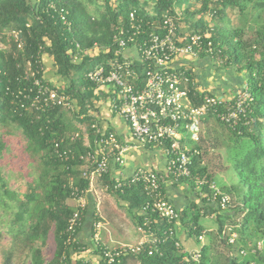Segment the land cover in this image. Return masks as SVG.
I'll return each mask as SVG.
<instances>
[{"label":"trees","instance_id":"obj_1","mask_svg":"<svg viewBox=\"0 0 264 264\" xmlns=\"http://www.w3.org/2000/svg\"><path fill=\"white\" fill-rule=\"evenodd\" d=\"M178 1L149 0L152 12L148 14L147 0H101L96 7L98 15L94 16L87 7L95 4V0H0V129L13 126L20 130L26 140L25 151L32 159H39L36 175L31 176L23 194L12 191L0 171V210L4 212L0 216V242L5 236L10 241L1 264H12L13 249L19 245L28 250L30 264H92L81 257L89 248L97 257V264H106L103 253L108 248L105 245H94L91 240L87 244L79 239L84 226L90 237L93 235V223L98 221L93 215L94 208H85L82 224L74 237L70 238L66 232L68 221L76 211L72 192L88 190L89 181L82 177L84 163L61 161L55 155V144H59L60 149L71 148L77 157L92 150L91 126L95 123L93 113L98 111V98L94 86L84 80V74L111 57L113 29L118 24H126L131 11L155 24L165 14L175 16L179 30L183 25L185 33L207 35L203 42L212 43L225 67L238 75L243 71L246 73V90L252 102L246 121L236 130L223 126L233 143L226 148L231 151L238 177L237 183L219 189L232 200L229 210H222L220 206L214 208L205 199L198 203L194 200L198 197L194 191V178L215 182L214 174H209L207 165L202 162L201 139L191 148L198 152L191 156L192 178L174 185L188 187L192 194L190 202L179 210L177 220L171 224L145 208L149 199L139 184L122 193L112 190L109 177L100 180L103 187L110 186L107 192L117 202L127 205L136 227L146 222L144 228H149L159 238L168 228L174 234L160 247L161 255L148 256L150 245H147L140 254L122 256L113 264H126L129 259L139 264H192L193 251L200 254L199 264H264L260 252L251 253L252 248L264 240V0H181L183 9ZM252 2L254 11L249 15L250 22L231 26L229 13L237 10L239 16L244 17L247 5ZM176 13L181 14L179 18ZM61 16L69 26L63 24ZM13 29L21 31V48L9 36ZM94 44L99 47L98 54L86 55ZM104 49L109 51L104 54ZM43 56L50 59L54 73L64 82L54 87L76 102L77 112L58 107L36 112L19 95L33 85L28 64L36 67L37 63H42ZM200 56L205 57L204 53ZM138 72L140 74L142 70L138 69ZM36 77L53 86L44 78V69ZM203 95L192 98L193 105H200ZM66 113L82 118L88 131L89 147L84 146L83 137L79 136L74 142L70 140L77 129L63 121ZM5 150L3 132L0 131V162ZM201 190L208 194V185H203ZM164 198L169 200L166 195ZM69 201L75 206L69 205ZM212 217L216 225L214 233L200 224L203 219ZM178 223L186 237H192L200 245L198 249L188 251L175 247V242H179L176 236ZM51 226L55 250L51 260L46 262L42 249ZM225 226L235 227L233 232L237 239L233 245L227 243L229 233L224 230ZM203 230L204 244L198 240ZM240 250H246L247 255L240 256Z\"/></svg>","mask_w":264,"mask_h":264},{"label":"built area","instance_id":"obj_2","mask_svg":"<svg viewBox=\"0 0 264 264\" xmlns=\"http://www.w3.org/2000/svg\"><path fill=\"white\" fill-rule=\"evenodd\" d=\"M176 2L178 0H172ZM151 7V6H150ZM180 13H176L179 18ZM127 23L114 27L112 35L113 53L105 62L95 64L84 74V80L95 88V92L102 91L108 96L110 110L126 124L129 136L137 147L163 148L165 166L163 171H154L136 168L131 174H124V154L126 147L121 146L115 133L93 124L92 150L78 157L74 151L60 149L55 144V155L61 161L79 160L84 163L82 177L89 181V189L86 191L73 190L72 195L76 201V211L70 217L66 232L69 237L77 234V229L82 224V214L86 208V194L91 191L93 182L109 177L112 182V190L123 193L124 189L139 184L145 197L149 199L146 209L156 214L160 219L171 224L178 218L179 209L164 198L165 187L177 184L180 180L192 178V155L198 154L196 150L189 148L181 142V132L193 145L200 139L202 121L209 116L227 129L234 131L246 121L252 102L246 85L235 92L231 98H220L212 94H204L200 105L195 106L192 98L203 94L197 89L194 73L188 63L201 58V53L216 65H223L218 56L219 51L214 52L211 42L204 43L208 36L198 33H181L176 24V17L162 16L160 22L155 24L137 17L135 11L128 14ZM63 24H70L61 16ZM21 31L13 29L9 36L22 47ZM77 48H79L77 46ZM98 45L86 51L88 56H96L99 52ZM109 50L104 49L106 54ZM216 54V55H215ZM29 75L33 78L30 89L19 93L24 100L29 102V108L34 111H44L50 108H61L65 111L79 110L74 105V100L61 93L56 87L45 84L36 75L43 70L42 63L36 67L30 66ZM33 68V69H32ZM138 69L142 72L139 74ZM198 94V95H197ZM79 137L75 134L70 140L74 142ZM84 146L89 147L88 144ZM111 165L117 167L116 175L112 176ZM196 202L205 199L206 203L222 210L232 208V200L228 195L220 191L215 183L203 179L194 178ZM208 185L209 193L202 192L201 187ZM107 192L110 186L104 187ZM167 196V195H166ZM142 215V213H141ZM101 223H93V235L91 241L94 245L100 243L99 229ZM136 227L142 239L135 245H119L112 249H106L103 257L106 264H113L116 259L129 254L138 255L145 246L150 245L147 255L160 253V247L171 240L173 230L168 228L161 237L148 228ZM233 226H225L229 233L227 243L233 245L237 234L233 232ZM205 230L198 237L203 241ZM174 238V237H173ZM175 247H180L175 242ZM255 251L263 255L264 240L258 242L251 253ZM239 255L245 257L246 250H240ZM200 254L193 251L192 264H199ZM253 264V263H251Z\"/></svg>","mask_w":264,"mask_h":264},{"label":"rangeland","instance_id":"obj_3","mask_svg":"<svg viewBox=\"0 0 264 264\" xmlns=\"http://www.w3.org/2000/svg\"><path fill=\"white\" fill-rule=\"evenodd\" d=\"M95 4L89 5L87 10L90 11L94 16L98 15V10L96 7L100 4L101 0H95ZM181 1V0H179ZM178 1V4L183 9V4ZM257 0H254V2ZM147 0L145 3L148 8L146 11L151 14L152 10L150 7V2ZM249 3L247 5V14L243 16H239L238 11L234 10L229 13V21L231 22V26H239L240 24L249 23L251 18L249 15L253 13L254 6L253 3ZM238 17V18H237ZM264 18V15H263ZM180 32L183 34L186 31V28H183V25H180ZM247 32V31H246ZM187 33V32H186ZM192 33V32H188ZM42 65L44 69V78L49 81V83L53 86H57L59 84H64V82L54 73V67L50 61V59L46 56H43ZM222 70H225L227 67L223 65H219ZM234 72H232L233 74ZM239 81L236 83V88H242L246 85L247 76L243 71L239 76ZM242 79V80H241ZM74 105L77 106L74 101ZM97 110V109H96ZM76 109H74L75 113ZM96 113V112H94ZM209 118V121L204 120ZM201 124V149H202V162L207 165L208 173L214 174V183L216 187L220 190L231 186L237 183L238 177L233 161V156L230 150H227V145H232L230 142V134L226 130L223 125H220L214 118H210L207 116ZM63 121L65 123H70L76 127V131L74 133L78 134L80 137H83L84 141L88 140V131L86 124L82 121V118H74L73 113H66L63 117ZM0 131L3 132V140L6 144V150L3 154L2 161L0 162V171L2 176L6 180L9 188L12 191H18L20 194L26 192V184L30 181L31 176L35 177L36 168L38 165V157L32 159L28 152L25 151L26 140L21 133L20 130L13 128V126H9L6 129ZM185 142L191 144V141L188 137H184ZM205 165V166H206ZM186 187H183L185 189ZM86 199V207L89 209L94 208V217L100 221L101 226L99 229V239L100 243L105 245V247L112 249L119 245L136 244L139 238V233L134 227L133 221L130 217L129 210L126 206H119L117 203V199H115L112 195L106 192L103 188V185L100 181L93 182V187L91 191L85 196ZM177 201V199H174ZM69 205L72 207L75 206L73 201H69ZM98 205V207H97ZM4 213L0 210V216ZM7 216V214H5ZM239 219V218H238ZM103 222V223H102ZM105 223V224H104ZM85 223L84 225H86ZM201 225L205 230H213V233L216 230V225L214 223V217L205 218L201 221ZM83 225V226H84ZM177 227V238L179 239V244L181 249L193 251L199 248V244L195 242V240L191 238H187L185 231L182 226L178 223ZM87 226H84V229ZM88 229L82 231L87 232L85 234V243H89L91 240L90 232L88 233ZM80 233V235L82 234ZM79 235V236H80ZM206 237H203V241L201 243H205ZM10 247L9 237L5 236L4 239L0 242V264L3 260V255L6 250ZM55 250V242L53 239V227H50L48 239L46 242V246L42 249V255L46 262H49L53 256ZM12 264H30L28 250L25 249L24 246L19 245L18 247L13 249ZM93 252L90 250L85 251L81 254L82 258L90 261L92 264H97V257L92 254ZM77 257H79L77 255ZM78 259V258H77ZM126 264H139L136 260L129 259Z\"/></svg>","mask_w":264,"mask_h":264},{"label":"crops","instance_id":"obj_4","mask_svg":"<svg viewBox=\"0 0 264 264\" xmlns=\"http://www.w3.org/2000/svg\"><path fill=\"white\" fill-rule=\"evenodd\" d=\"M188 64L191 68V71L194 73V77L197 83V89H199L200 92H203L204 94H212L220 98H231L235 94V92L240 89L235 87L236 83L239 81L240 75L236 73L232 74L233 70H230L231 68L222 70L218 65L214 64L210 59L206 57L199 58L198 60L190 62ZM95 93L97 94L98 98L96 102V108L98 111H96V113H93V117L95 119L94 124L115 133L120 145L126 147L127 150L124 154V174L129 175L139 167L148 170L163 171L165 166V155L163 148L135 146L129 136V131L124 121L110 110L108 96L105 93H102V91H98ZM205 121H209V118H206L204 122ZM184 137H186L185 133L181 132V142L187 145L189 148H194L195 145L185 142ZM84 144H89V139L84 141ZM111 170L112 176L116 175L117 167L111 165ZM165 191L169 200L179 210H182L190 202L192 194H189L190 192L188 187L183 189V186L167 185L165 187ZM174 199H177V201H175ZM194 200L196 201V198H194ZM117 204L121 206L124 203L121 204L118 202ZM123 206L127 207L126 204H124ZM134 227L136 229L135 225ZM177 227L180 228L179 226ZM86 233L87 232H82V234L79 236V239L83 242L86 240ZM139 238L141 240L142 236L139 235ZM140 240L138 239L137 243Z\"/></svg>","mask_w":264,"mask_h":264}]
</instances>
